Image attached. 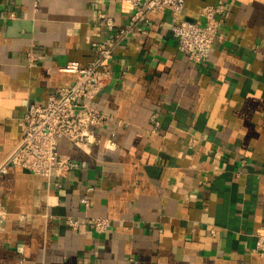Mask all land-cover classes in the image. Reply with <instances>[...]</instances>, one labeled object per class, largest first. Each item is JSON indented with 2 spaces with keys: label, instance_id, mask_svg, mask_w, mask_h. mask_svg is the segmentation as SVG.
<instances>
[{
  "label": "crops",
  "instance_id": "0c3cea01",
  "mask_svg": "<svg viewBox=\"0 0 264 264\" xmlns=\"http://www.w3.org/2000/svg\"><path fill=\"white\" fill-rule=\"evenodd\" d=\"M208 4L224 10L206 62L178 48L169 10L150 13L91 100L111 119L84 148L60 141L78 166L50 178L18 165L0 175V264H261L264 0H186L182 17L202 22ZM102 11L125 26L134 9L0 0V164L21 140L28 104L75 81L60 68L95 60L111 35ZM66 216L80 218L78 230ZM95 216L111 219L108 230L90 226Z\"/></svg>",
  "mask_w": 264,
  "mask_h": 264
},
{
  "label": "built area",
  "instance_id": "2783aa9c",
  "mask_svg": "<svg viewBox=\"0 0 264 264\" xmlns=\"http://www.w3.org/2000/svg\"><path fill=\"white\" fill-rule=\"evenodd\" d=\"M126 1L134 9L128 25H119L105 12L99 13V20L111 35L98 41L95 60L87 65L72 61L60 68L76 74L73 84L58 88L45 103L28 104L21 120V140L0 164V175L7 174L11 165H18L50 178L62 176L78 166L71 158L61 155L60 141L67 138L84 148L94 139L95 128L104 126L111 119L91 100L111 83L112 59L116 49L132 31L149 22L150 13L169 10L176 21L172 31L178 48L195 63L209 59L218 36L219 14L224 10L222 5H205L201 10L204 20L200 22L182 17L186 0ZM29 60L31 63L36 61L33 53H29ZM152 120L156 126L159 125L157 114H153ZM57 202V196H51L49 204ZM82 202L89 205L90 198L86 195ZM65 221L74 230H78L81 224L80 218L74 216H66ZM110 225L109 217L95 216L90 219V226L98 233L105 232ZM254 249L261 257V264H264V226L255 235Z\"/></svg>",
  "mask_w": 264,
  "mask_h": 264
}]
</instances>
